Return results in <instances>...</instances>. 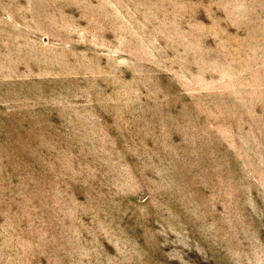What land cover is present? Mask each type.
<instances>
[{
  "label": "rangeland",
  "instance_id": "rangeland-1",
  "mask_svg": "<svg viewBox=\"0 0 264 264\" xmlns=\"http://www.w3.org/2000/svg\"><path fill=\"white\" fill-rule=\"evenodd\" d=\"M0 264H264V0H0Z\"/></svg>",
  "mask_w": 264,
  "mask_h": 264
}]
</instances>
